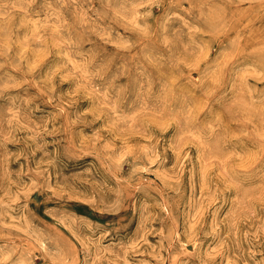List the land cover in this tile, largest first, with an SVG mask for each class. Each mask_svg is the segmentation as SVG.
Listing matches in <instances>:
<instances>
[{
  "label": "rangeland",
  "instance_id": "1",
  "mask_svg": "<svg viewBox=\"0 0 264 264\" xmlns=\"http://www.w3.org/2000/svg\"><path fill=\"white\" fill-rule=\"evenodd\" d=\"M0 264H264V0H0Z\"/></svg>",
  "mask_w": 264,
  "mask_h": 264
}]
</instances>
